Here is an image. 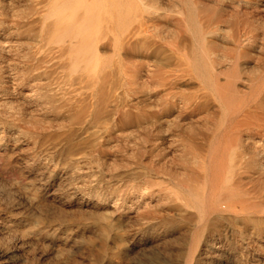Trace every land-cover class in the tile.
<instances>
[{
	"label": "bare ground",
	"instance_id": "obj_1",
	"mask_svg": "<svg viewBox=\"0 0 264 264\" xmlns=\"http://www.w3.org/2000/svg\"><path fill=\"white\" fill-rule=\"evenodd\" d=\"M6 1L21 20H0V78L16 94L4 103L31 108L0 120V142L37 148L48 115L61 113L65 141L50 152H65L79 174L76 148L104 145L110 129L144 128L159 110L189 116L178 147L125 163L130 174L143 167L142 181L112 196L101 230L140 225H128L112 257L127 264L135 247L162 240L163 258L146 264H264V0ZM9 55L22 59L11 73ZM164 123L156 134L171 136L172 118ZM10 249L0 243V263Z\"/></svg>",
	"mask_w": 264,
	"mask_h": 264
},
{
	"label": "rangeland",
	"instance_id": "obj_2",
	"mask_svg": "<svg viewBox=\"0 0 264 264\" xmlns=\"http://www.w3.org/2000/svg\"><path fill=\"white\" fill-rule=\"evenodd\" d=\"M3 2L0 3V20L18 25L21 20L16 15L19 4L12 6L6 0ZM4 35L0 32V38ZM16 62H22L21 57L9 55L3 67L11 73L7 66ZM4 86L0 78V120L15 119L18 112L30 110L31 106L23 101H20L21 106L19 102L5 104L4 98L13 99L16 94ZM20 90L27 91L28 86ZM191 91L193 89L188 87L178 90L183 94ZM175 114L159 110L155 119H145L144 128L110 129L104 145L77 147L75 153L84 157L77 168L79 174L68 167L65 152H50L52 146L65 141V135L59 130L66 121L62 120L61 113L48 115L43 131L45 139L37 148L28 141L17 143L15 147L12 140L0 142V243L5 241L12 251L0 264H121V257L112 255L125 247L122 234L129 226L136 228L140 222L132 219L129 226L113 223L107 235L101 225L111 220L105 217L113 211L112 196L124 199L129 186L142 181V177H137L143 167L135 166V173L130 174L125 163L128 160L136 163L139 154L146 162L150 159L144 156L146 151L167 153L179 146L181 130L188 126L189 116L183 113L175 117ZM216 117L209 115V128L200 129L205 144L212 135V122ZM165 118H172L175 125L170 129L171 136L156 134L166 126ZM29 126L37 127L35 124ZM147 132L150 133L148 138ZM104 239L110 244L107 250L101 247ZM188 239V235L181 239L184 246ZM161 252H164L162 240L148 241L135 247L127 264H146L149 256L162 257Z\"/></svg>",
	"mask_w": 264,
	"mask_h": 264
}]
</instances>
